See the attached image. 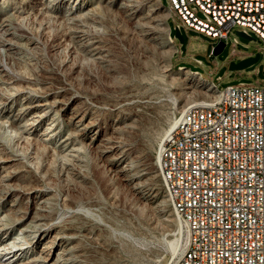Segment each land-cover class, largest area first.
Here are the masks:
<instances>
[{
	"label": "rangeland",
	"instance_id": "obj_1",
	"mask_svg": "<svg viewBox=\"0 0 264 264\" xmlns=\"http://www.w3.org/2000/svg\"><path fill=\"white\" fill-rule=\"evenodd\" d=\"M161 2L169 6L168 0H124L121 7L120 0H0V171L20 190L48 193L44 214L55 218L52 226L69 246L64 264H172L180 253L173 254L170 241L184 243L186 232L162 196L155 154L179 103L208 96V84L186 68L219 89L264 84L260 37L251 32L245 39L233 27L213 55L216 39L178 18L167 21ZM89 5L97 13L86 15ZM176 25L183 42L174 37ZM255 54L252 66L229 69L231 61ZM37 97L55 102L56 110L42 125L7 130L20 104ZM72 112L87 126H74L77 151L69 152L43 129L53 115L56 129L67 132L61 117ZM109 143L114 148L101 152ZM4 191L0 181V196ZM17 192L0 199L7 230L0 239L18 233L8 212ZM26 199L17 200L20 211Z\"/></svg>",
	"mask_w": 264,
	"mask_h": 264
},
{
	"label": "built area",
	"instance_id": "obj_2",
	"mask_svg": "<svg viewBox=\"0 0 264 264\" xmlns=\"http://www.w3.org/2000/svg\"><path fill=\"white\" fill-rule=\"evenodd\" d=\"M168 1L169 17L217 43L233 27L264 42V0ZM157 167L186 232L172 264H264V84L227 85L212 106L184 108Z\"/></svg>",
	"mask_w": 264,
	"mask_h": 264
},
{
	"label": "bare ground",
	"instance_id": "obj_3",
	"mask_svg": "<svg viewBox=\"0 0 264 264\" xmlns=\"http://www.w3.org/2000/svg\"><path fill=\"white\" fill-rule=\"evenodd\" d=\"M123 3H124V0H120V7L122 6ZM160 4L164 8H166V10H167L166 20L168 21L169 15H171V13L173 11V4L170 2H169V6L163 5L162 2ZM109 7H110V5H109ZM106 9H108V8L106 7ZM106 9H104V10H106ZM156 9L157 8L152 9L151 14H153L156 11ZM97 11H98L97 5H94V6L89 5L85 12H86V15H89V14L94 15L95 13H97ZM134 12L135 11L132 10V14H134ZM65 18L69 19V20L73 19V17H70V16H66ZM147 22L150 24L152 23L150 21H147ZM165 26H166V24H165ZM166 28H167V26H166ZM167 30H168V28H167ZM170 32H171V30H170ZM150 35H151V32H150ZM168 36H169V42L170 43L174 42V40L171 38L169 33H168ZM151 37H152V35H151ZM28 41H29V39H28ZM3 46L6 48H12L13 47L12 43H10V42H4ZM7 68H5V69H7ZM183 68H184L183 66H180V69H183ZM190 72L193 74H196L200 80L205 81L208 84L207 90H206L208 92V96H207V98L201 99V100L195 98L193 100H190L189 103H186L187 100L181 101L178 105L180 112L184 108H192V105H194L196 103H199V106H212L215 98H217V96H219V94H220V89L218 87H214L213 81H209L207 79H204L200 72H195V71H190ZM55 108H56V105H55V102H53V101H47V100H44V99H41L38 97L36 99H31V98L26 99L18 107L17 117L11 118L9 123L7 124L6 128H7V130H8V128L11 129L13 132H17V131L19 132L20 129H23L25 125H30L31 128H33V126L42 125L41 123L43 122V118L45 116L49 117V115H51V113L56 110ZM80 115H79V118L77 119L76 115L73 114V112H72V114L61 117V122L63 124H65L66 126H70V128L66 129L67 132H64L60 129H56V127H55L56 126V123H55L56 118L52 115L50 118L51 122L48 123V125H46V126L44 125L45 127L43 129V132H48L50 134V136L48 138H51L53 136H57L60 146L62 148H65L67 151H69V152L77 151V147H76L75 143L71 141L70 136H71L72 132L78 130V128L76 129L74 126H78V127L81 126V128L87 126L86 124L83 125L84 121H82V117ZM178 117H179V115L171 122V124L165 130L163 136L160 139L159 147H158L156 154H155L156 165L159 161L160 147H161V144L163 142V139L171 131V129L176 125V121H177ZM47 121H48V119H47ZM9 133H11V132H9ZM111 137H113V134ZM100 143H103V142H100ZM114 146L115 145H113L112 143L111 144L109 143V145L104 147L105 149H101V152H107L111 148H114ZM114 157H116V155ZM9 161L10 160H6V159L3 160V162H5V163H8ZM1 168L4 169V167H1ZM3 169H2V171H0V181L5 182V191L0 196V199H6L10 194L14 193L15 191H18L17 193H15V196L13 197V199L11 198L10 207L8 206V212L14 213V215H15L13 220H14L15 226H18V231H17L18 233L15 236H10L8 234V235H6L5 238L0 239V264H64L68 259L67 253L69 250V246L67 247V245L64 242L62 244L60 241V239L63 240L65 233L61 230L57 231L56 230L57 228L56 229L53 228L52 221L55 218H47L44 214V207H45V204L48 200V193L45 190H43L42 188H38V187H37L38 189L35 188L36 190L32 189L33 192L31 191V193H30V191L25 192L23 190H20L17 186L11 185L10 179H11L12 175H10V173H6V172L3 173ZM157 175L159 177V188L161 190L162 196H163L166 204L174 212L177 219H180V211L177 209H174V204H172L171 191H170L169 184L165 183V182H161L160 176H163V167H157ZM21 184H23V183H21ZM29 188H31V187H29ZM24 194H27V199L25 200L26 201L25 202L26 203V210L20 211L19 203L17 200L22 199V197H24ZM6 214H7V212H6ZM5 226H6V223H0V233L3 234V232H5V233L7 232ZM43 240H44V242L42 243V245L37 247L38 242L43 241ZM170 244L172 247L173 254H176V253L178 254L182 251L185 242L184 243H178L175 241H170Z\"/></svg>",
	"mask_w": 264,
	"mask_h": 264
},
{
	"label": "water",
	"instance_id": "obj_4",
	"mask_svg": "<svg viewBox=\"0 0 264 264\" xmlns=\"http://www.w3.org/2000/svg\"><path fill=\"white\" fill-rule=\"evenodd\" d=\"M238 34L245 39H252V36L245 34L243 31H238ZM174 37L177 38L180 42H183V37L181 31L178 27L174 28ZM224 42H218L212 49L211 53L213 55H218L222 52L224 48ZM259 59V54L250 55L240 59L239 61H231L229 63L230 70H242L252 66Z\"/></svg>",
	"mask_w": 264,
	"mask_h": 264
},
{
	"label": "trees",
	"instance_id": "obj_5",
	"mask_svg": "<svg viewBox=\"0 0 264 264\" xmlns=\"http://www.w3.org/2000/svg\"><path fill=\"white\" fill-rule=\"evenodd\" d=\"M172 34V31L170 32ZM173 35V34H172Z\"/></svg>",
	"mask_w": 264,
	"mask_h": 264
}]
</instances>
